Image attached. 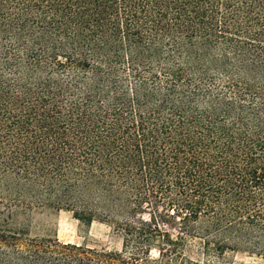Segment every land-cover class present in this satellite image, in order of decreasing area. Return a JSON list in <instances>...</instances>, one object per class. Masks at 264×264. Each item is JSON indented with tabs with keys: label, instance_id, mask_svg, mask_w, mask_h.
<instances>
[{
	"label": "trees",
	"instance_id": "trees-1",
	"mask_svg": "<svg viewBox=\"0 0 264 264\" xmlns=\"http://www.w3.org/2000/svg\"><path fill=\"white\" fill-rule=\"evenodd\" d=\"M35 208L121 248L38 235ZM238 251L264 258V0H0V264Z\"/></svg>",
	"mask_w": 264,
	"mask_h": 264
},
{
	"label": "rangeland",
	"instance_id": "rangeland-1",
	"mask_svg": "<svg viewBox=\"0 0 264 264\" xmlns=\"http://www.w3.org/2000/svg\"><path fill=\"white\" fill-rule=\"evenodd\" d=\"M28 217L38 235H54L62 243L86 245L87 247L105 250H120L121 239L108 226L93 222L85 226L74 220L69 212L51 208H35ZM186 256L193 261H202V253L198 242H191L184 250ZM157 258V251L150 254ZM226 264H264V258L248 252H227L222 257Z\"/></svg>",
	"mask_w": 264,
	"mask_h": 264
}]
</instances>
